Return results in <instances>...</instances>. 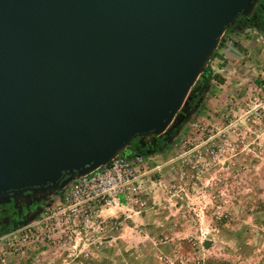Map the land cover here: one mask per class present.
<instances>
[{
    "label": "water",
    "instance_id": "95a60500",
    "mask_svg": "<svg viewBox=\"0 0 264 264\" xmlns=\"http://www.w3.org/2000/svg\"><path fill=\"white\" fill-rule=\"evenodd\" d=\"M260 1L0 0V205L45 201L187 120L223 34Z\"/></svg>",
    "mask_w": 264,
    "mask_h": 264
},
{
    "label": "rangeland",
    "instance_id": "374dc122",
    "mask_svg": "<svg viewBox=\"0 0 264 264\" xmlns=\"http://www.w3.org/2000/svg\"><path fill=\"white\" fill-rule=\"evenodd\" d=\"M222 37L224 47L216 52L223 59L208 65L223 79L211 85L220 84L216 89L224 94L215 95L219 101L211 105L213 120L194 117L193 122L213 129L215 145L230 147L214 161L202 155L207 169L194 189L187 182L188 196L172 194L169 186L181 174H192L181 165L180 154L196 143L203 153L207 145L210 133L191 126L169 142L181 170L154 186L170 204L117 207L103 212L98 226L81 227L57 214L62 194L49 196L24 225L0 233V264H137L150 252L153 260L158 247L163 249L157 264H264V29L248 26ZM169 154L167 149L161 156ZM142 245H147L145 256L140 255Z\"/></svg>",
    "mask_w": 264,
    "mask_h": 264
},
{
    "label": "built area",
    "instance_id": "2783aa9c",
    "mask_svg": "<svg viewBox=\"0 0 264 264\" xmlns=\"http://www.w3.org/2000/svg\"><path fill=\"white\" fill-rule=\"evenodd\" d=\"M191 128L200 133L207 131L210 136L205 142L207 145L203 153L197 151L202 144L196 143L191 150L183 152L178 157L181 165L188 166L192 174H181L176 183L169 188L172 194L184 197L188 196V183L194 189L199 175L207 169V165L201 162L202 155H208L214 161L230 147V143L215 145L213 138L216 135L211 134L213 129H207L201 123L193 122ZM145 159L146 157L140 154H135L131 158L117 155L107 165L77 177L60 193L62 197L56 208L57 214L65 216L66 221L76 222L81 227H91L101 224V214L111 209L117 207L145 209L148 203L140 178V169L145 164ZM153 170L159 171L158 167H154ZM153 185L161 187L160 181Z\"/></svg>",
    "mask_w": 264,
    "mask_h": 264
},
{
    "label": "crops",
    "instance_id": "0c3cea01",
    "mask_svg": "<svg viewBox=\"0 0 264 264\" xmlns=\"http://www.w3.org/2000/svg\"><path fill=\"white\" fill-rule=\"evenodd\" d=\"M212 82H213V80H211V82L209 84V89L207 90V92H204L205 93V97H204L205 103H203L201 101L198 104V107H196L193 110V113L187 118V120H185L182 123L180 130L178 131L177 137H180L183 134L188 133L190 126H191V123L196 119L207 118L208 120H213V116L211 115V113H212L211 112L212 111L211 105H214L216 102L219 101L215 95H217L218 97H221V96H223L224 92L216 89L219 86L221 87L220 84H219V86L214 87L213 85H211ZM150 142H152V141H150ZM169 146H170V143H167V144H165V146L162 149H160L156 152H153V153L151 152L150 156H146L145 164L140 169V178L144 184L145 193H146L145 199L147 200V203H148L147 206L148 207L149 206L150 207L151 206H157L162 202L164 204L165 203L170 204V202L168 200L163 198V196H162L163 194L160 191L155 190L154 185H153V183H155L157 180H160V179H165V180L174 179L176 177V175L178 174V172L181 170L178 163L174 162V160H173L176 157V154L173 153L174 149L173 148L170 149ZM167 149L171 150L172 154L171 155L169 154L170 156L164 155L162 157L161 153H163V151H165ZM126 154H128V155H126ZM126 154L125 155L127 157L131 158L133 153H131V154L126 153ZM147 157H149V158H147ZM171 162H174V163H171ZM154 167H158L159 171L153 172ZM173 200H175V199H173ZM175 201H177V200H175ZM178 202L179 201H177V203ZM145 216H146L145 213H143L139 217H140V219L141 218L144 219ZM146 246L147 245H142L140 255H142V256L146 255V249L144 248ZM161 248L163 249V247H158V249H156L155 258L153 260H151L153 258L152 257L153 254H152V252H150L148 257L142 259L141 261H134V262L137 264H139L140 262H142V264H157V257L159 255V253L161 252ZM145 259H148L151 261L147 263L145 261ZM53 264H60L59 260L58 261L56 260ZM89 264H107V263L105 261L100 260V261H96L95 263L90 262Z\"/></svg>",
    "mask_w": 264,
    "mask_h": 264
},
{
    "label": "trees",
    "instance_id": "16d2710c",
    "mask_svg": "<svg viewBox=\"0 0 264 264\" xmlns=\"http://www.w3.org/2000/svg\"><path fill=\"white\" fill-rule=\"evenodd\" d=\"M263 6H264V3L262 1H260L257 4V6L255 7L254 13L250 17H248L249 23L242 26L244 24V22L240 21L239 24L237 23V28L234 30H240V29H243L244 27H248V26H257V28H259V29H264V11L261 10V8ZM231 30H233V29L231 28L230 30L225 31L224 34L229 33ZM224 44H225V39H224V37H222L217 48H219V47L223 48ZM217 48H216V50H217ZM216 50L214 51V53L211 57V60H213L214 58H217V57L220 60H222L223 57L221 55H219L216 52ZM223 66L224 65H220V68H223ZM211 80L217 81L218 83L223 82V79L217 73H213L212 69L208 65L195 82V84L197 82H199V85L197 87H195L193 85L191 90L189 91V93L187 95V98H186L185 103H184V108H185L186 112H192L197 107V105L200 103V101L202 99L204 92L206 91L207 87L209 86ZM181 125H182V123L179 125L175 124L174 126L170 127L164 134L157 137L158 144L163 146V145L169 143L177 135L178 131L180 130ZM136 146H137V140H134L132 142L131 146L129 147L130 150H132L134 152L132 154V156L135 155V153H138V154L146 157L147 155L145 153H139L138 151L135 152ZM129 148H127V150H129ZM13 230L14 229L9 230V231L4 232V233H1V234L10 233Z\"/></svg>",
    "mask_w": 264,
    "mask_h": 264
},
{
    "label": "flooded vegetation",
    "instance_id": "af4514ba",
    "mask_svg": "<svg viewBox=\"0 0 264 264\" xmlns=\"http://www.w3.org/2000/svg\"><path fill=\"white\" fill-rule=\"evenodd\" d=\"M264 3V0H261ZM264 11V6L261 8ZM240 21H243L244 25L249 23V18H239L237 23L239 24ZM257 27V26H256ZM233 29V28H232ZM236 29V28H234ZM233 29V30H234ZM165 145L161 146L158 144V139L154 142H147L144 146H136L135 152L138 151L139 153H146V151L156 152L162 149ZM126 153H134L132 150H126ZM124 154V155H125ZM136 155L138 153H135ZM128 155V154H126ZM125 155V156H126ZM44 204V201L39 203H32L29 206H26L24 203L19 204L18 206H14L12 203L7 205H0V233L7 232L9 230L18 228L23 224L28 217L33 215L39 208Z\"/></svg>",
    "mask_w": 264,
    "mask_h": 264
}]
</instances>
